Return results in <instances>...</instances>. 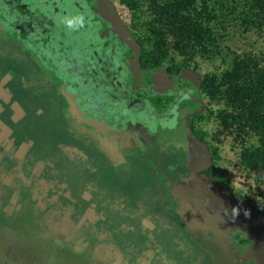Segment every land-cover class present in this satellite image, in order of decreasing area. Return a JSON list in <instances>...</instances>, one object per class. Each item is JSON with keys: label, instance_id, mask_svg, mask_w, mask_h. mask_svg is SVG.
I'll return each instance as SVG.
<instances>
[{"label": "rangeland", "instance_id": "374dc122", "mask_svg": "<svg viewBox=\"0 0 264 264\" xmlns=\"http://www.w3.org/2000/svg\"><path fill=\"white\" fill-rule=\"evenodd\" d=\"M103 1L124 34L134 44L141 66L140 54L143 47H149L147 30L154 16L150 0H139L140 5L136 10L128 8L121 0ZM211 6H214V2H211ZM211 13L220 19L212 24L217 34L215 35L217 45H211L206 54L200 51L191 61H186L179 52L171 50L168 59L156 69L162 73L181 75L193 82L197 105L189 116L190 126L204 136V139H197L195 134H191V139L205 156L204 170L210 172L212 169L214 172L210 173L207 179L238 206L233 209L232 216L241 232L250 230L244 224L246 217L253 220H251L253 225L259 222L264 233V217L259 213V209L264 211V179L260 181L259 174L247 172L240 163L243 145L256 144L257 139L253 136L237 135L233 130L219 133L222 128L216 113L227 106L226 102L213 100L200 88V81L206 74H221L229 67L235 54L263 50L264 35L255 31L246 32L243 25L231 24L233 16L230 12ZM228 13L230 15H227ZM221 19L228 21L224 24L226 31L222 30ZM0 29L4 32L9 31L10 35H16V29L11 27L3 26ZM22 40H27L25 35ZM13 42L0 36V73L6 72L13 76L11 85L17 89L28 115L21 122H18L20 112L9 115L5 109L8 100L4 96L5 93H1V87L5 84H0V264H137L139 259L149 261L142 264H157L159 257L156 258V255L152 257L155 239L161 243L157 246L159 250L162 249L165 254L170 253L171 242L166 230L161 227L157 229L158 232H152L150 228L154 225L151 226L148 222L142 225L133 223L125 215L118 217L119 215L107 210V214H104L111 219L100 218L99 211L107 206L113 207L109 199L106 201L104 197L97 200L93 207L90 206V196L87 202L79 203L80 193L90 179H87L79 165L69 162L67 155L58 146L63 141L68 143L74 140L72 134L67 133V125H71L74 118L73 115L72 118L67 117L69 120L66 121L62 118L60 109L54 105L57 102L62 104V99L56 92H47L38 79L41 76V79L43 78L40 69L47 70V74L51 71L52 86L61 85L65 88L72 75L83 80L84 74L80 70L67 69L68 67L58 59H51L54 55L48 54L44 44L38 46L25 41L24 46L20 40L18 42L25 50L21 52L22 48L18 47L20 45ZM12 46L16 48L15 50L20 49V52L16 54L17 51H13ZM26 53L39 59V62L36 64L28 62ZM163 88L167 93L171 92L169 89L171 87L165 86L161 89ZM33 89L38 100L31 97ZM146 96L154 97V91H150ZM80 99L79 101L82 100ZM76 100L77 97L70 96L67 109L70 107L74 109V105H78L74 110L81 112L85 119L83 123L91 119L97 126L104 124L107 128L111 127V131L121 128L127 132L128 128L131 129V123L112 118L114 116L112 112L105 109L108 101L93 102L90 105L91 109L86 110ZM14 107L17 110L21 108ZM80 121L82 120L78 119L75 122ZM9 128L13 129L15 134ZM153 130H146L143 127V131L150 136L155 135ZM89 137L95 139L90 133ZM141 139L144 143L147 142L145 138ZM152 145L156 146V150L161 151L162 155L171 153L168 144H163L165 149L160 143ZM183 147L180 149L184 152L180 155L183 156L184 153L185 156L186 148ZM90 150L87 148L86 151ZM215 150L218 154L217 159L214 157ZM91 151L98 156L94 148ZM140 160L142 161V158L133 161L130 169H117L113 174L114 180L108 184L110 187L113 186L110 188V195L113 188L117 187V192L119 191L122 197L129 195L128 198L133 202L139 199L137 210L141 216H136L134 222H137L139 217H146L150 211L160 210L156 198L158 192L150 191L153 187L151 162L141 163ZM152 161L155 165L159 159L156 161L154 158ZM91 180L93 181V178ZM257 180L261 183L259 186ZM129 199L124 201V210L130 207ZM240 211L241 216L238 214ZM203 220L202 227H210L208 218ZM219 224L217 222L215 227L218 228ZM244 245H241L242 251ZM263 245L262 242V247ZM133 247L138 249L135 252L139 255L122 259L121 250ZM245 258L247 259L246 255Z\"/></svg>", "mask_w": 264, "mask_h": 264}, {"label": "flooded vegetation", "instance_id": "af4514ba", "mask_svg": "<svg viewBox=\"0 0 264 264\" xmlns=\"http://www.w3.org/2000/svg\"><path fill=\"white\" fill-rule=\"evenodd\" d=\"M106 15L109 17V13H95L81 0H0V28L5 26L16 29V35H10L9 31L4 32L0 29L2 38L15 41L22 50L23 47L18 42L20 40L24 46L25 41L38 46L44 44L48 54L54 55L51 59H58L68 67L67 69L80 70L84 74L83 80L72 75L65 88L61 85L52 86L51 71L47 74V70L40 69L43 78L41 79V76L38 79L47 92H56L62 99V104L57 102L58 104L54 105L60 109L65 121L69 120L67 117L71 115L74 122L82 120L67 125V133L72 134L74 142L58 144L69 162L79 165L87 179H90L80 193L79 203L87 202L88 196L91 207L97 202L104 164H109L113 168L130 169L133 161L142 158L139 162H151L153 187L150 191L158 192L156 198L159 208L162 209L159 214L150 211L146 215L147 220H152L158 226L161 220H173L179 227V234L182 237L185 235L184 250L193 251L191 243L194 245L192 248L197 247L209 255L214 264H254L252 259L245 258L241 245L249 244L246 236H250L262 247V242L264 243L262 227L259 222L253 225V220L245 217L244 224L250 230L244 233L237 228V222L232 215L233 209L238 206L207 179L211 174L204 170L205 156L191 139V134L197 131L190 126L189 116L192 112L186 115L187 110L191 108L189 93L180 92L178 85L176 86L172 80H176L179 86L187 87L192 92L195 108L197 96L193 82L181 75L162 73L156 67L144 69L138 62L137 71L140 75L147 74L149 80L155 83V87H171L169 88L171 92L167 93L164 88H156L158 90H154V97L150 98L130 92L125 84L123 85L121 78L129 74V66L123 61L125 59L123 47L115 38L111 42L110 36L104 30L102 17ZM111 16L114 18L112 13ZM24 35L27 40H22ZM12 47L13 51H17L16 54L20 52V49L15 50L16 48ZM22 50L21 52H25ZM31 56L26 53L28 62L33 64L39 62V59ZM13 80L12 75L0 73V84H5L1 87V93L4 92L8 100L5 109L10 116L20 112L18 122H21L26 119L28 111L19 98L17 89L11 85ZM30 94L38 100L34 89ZM70 96L77 97L76 102H80L86 110L91 109L90 105L93 102L108 101L110 105L106 104L105 109L112 112L114 115L112 118L131 123V129L127 127V132L121 128L111 131V127L107 128L104 124L97 126L91 119L83 123L85 119L81 112L75 111L78 105H74L75 110L71 107L67 109ZM14 106L21 108L17 110ZM143 127L151 131L154 129L155 135L150 136L143 131ZM11 132L15 134L13 129ZM89 133L95 139L90 138ZM195 137L199 139L196 134ZM141 138H145L147 142L144 143ZM158 143L162 148L163 144H168L171 153L162 155L161 151L156 150V146L152 147V144ZM182 146L186 148L185 156L184 153L183 156L180 155L184 152L180 149ZM90 147L91 150L94 148L98 152V156L92 153ZM87 148L92 154L86 151ZM154 158L156 161L159 159L155 165L152 161ZM128 197L129 195L126 200ZM135 200L134 204H138L139 199ZM134 206V210L128 209L125 214L131 217L139 216L137 206ZM241 211L238 212L240 216ZM144 218L142 216V220ZM203 218H208L210 227H202ZM217 222L220 223L218 228L215 227ZM188 237L190 239H187Z\"/></svg>", "mask_w": 264, "mask_h": 264}, {"label": "trees", "instance_id": "16d2710c", "mask_svg": "<svg viewBox=\"0 0 264 264\" xmlns=\"http://www.w3.org/2000/svg\"><path fill=\"white\" fill-rule=\"evenodd\" d=\"M121 3L133 10L140 5L139 0H121ZM149 3L154 16L147 30L149 47H143L140 54V65L144 69L160 66L171 50L179 52L186 61L194 59L200 51L208 53L211 45H217L212 24L220 20L211 12H230L231 24L243 25L246 32L264 35V0H150ZM225 20L221 19L220 23L224 31L227 29L224 24L228 22ZM200 88L213 100L226 102L227 106L216 113L222 128L219 133L233 130L237 135L257 139L256 144L243 145L240 163L247 172L259 174L258 179L263 181L264 49L235 54L221 74H206L200 81ZM195 134L204 139L198 132ZM214 157L218 158L216 150ZM210 173L214 174L212 169ZM259 213L264 217L263 210L259 209Z\"/></svg>", "mask_w": 264, "mask_h": 264}, {"label": "crops", "instance_id": "0c3cea01", "mask_svg": "<svg viewBox=\"0 0 264 264\" xmlns=\"http://www.w3.org/2000/svg\"><path fill=\"white\" fill-rule=\"evenodd\" d=\"M24 116V115H23ZM69 141V140H68ZM64 142V141H63ZM103 169L101 170V175L102 178L100 180V192L98 193V200L102 197L106 198L108 201L109 199V203L113 206V207H105L103 210L99 211V214L101 215L100 218L103 219H108L110 218V216H106L104 213H106V210L111 212L112 214L115 213L117 215H119L118 217H122L123 215H125L128 219L132 220L133 223H139L142 225L145 223H150V225H154L152 226L150 229L153 231H157V229L162 227V229L166 230L169 235L168 237L170 238V253L165 254L164 251L162 249L159 250V248H157L158 245H160L161 243H158L157 239H155V241L153 242V245L155 247H153L152 251L154 254H152V257H154L156 255V258L159 257L157 259V264H214V262L210 259L209 255H207L205 252H202L201 250H199L197 247L192 248V246H194L193 244L190 243L191 245V250L193 249V251L188 250H184V242L183 239H185V235H183V237L179 234V227L176 223H174L173 220H161V222L159 223V226L157 224H155V222H152V220H147L146 217L144 218V220H142L141 217H139V220L137 222H134V220L136 219V216H130L128 214H125L126 211L128 210H124L125 207V202L126 200V196L122 197L121 195H119V191L117 192V187L113 188L112 194L110 195V188L113 186H109L108 184L114 180L113 178V174L115 173V171H117V169H120L119 167H111V165L109 164H104ZM123 169V168H122ZM108 172V173H107ZM109 178H111L109 180ZM115 186V185H114ZM149 192V191H148ZM124 199V200H123ZM102 200V199H101ZM100 200V201H101ZM133 200V199H132ZM105 201V202H106ZM103 202V201H101ZM114 202V203H112ZM130 200V210H134L135 206L134 205H138V204H134L136 202V200L133 202ZM102 206H105L103 203H101ZM134 206V207H132ZM161 208H163V206H161ZM137 209V207H136ZM162 209L154 211L155 213L157 212V214H159L161 212ZM107 214V213H106ZM111 219V218H110ZM143 221V222H142ZM113 223V222H111ZM122 225V224H121ZM165 226V227H164ZM115 227V226H113ZM144 229V228H143ZM158 232V231H157ZM187 236V235H186ZM187 239H190V237H188ZM138 249H127V250H121V255H122V259H125V257H132L133 256H137L139 255L137 251ZM168 255V256H167ZM212 257H214L213 255H211ZM153 260V259H152ZM151 260V261H152ZM145 262H149L148 260L144 259H139L137 264H142ZM162 262V263H161ZM217 264V263H215Z\"/></svg>", "mask_w": 264, "mask_h": 264}, {"label": "water", "instance_id": "95a60500", "mask_svg": "<svg viewBox=\"0 0 264 264\" xmlns=\"http://www.w3.org/2000/svg\"><path fill=\"white\" fill-rule=\"evenodd\" d=\"M82 1L88 4L95 13H109V17L108 15L102 17V21L104 22V30H106V32L110 36L111 42H113L112 39L115 38L116 41H118V43L121 45V47H123V56L125 58L123 61L126 62L129 66V74H127L128 76L123 73V75L125 76L121 77L123 80V85L125 84L130 92L135 93L136 95H143L145 97L146 94H148L150 91L153 92L156 88H161L155 87V83L149 80V76L147 74L140 75L137 71L139 62L138 52L134 47V44L131 42V40H129V38L120 28L118 22L114 18H112L110 10L107 8L106 3L103 0ZM172 81L176 86L178 85V89L180 90V92L185 91L189 93L191 108L187 110L186 115L193 112L195 99L192 92L187 87L179 86V83L176 80ZM246 239L250 244H248V246L247 244H245V248L243 250L247 259H252L255 264H264V248L261 247V244H259L254 238L249 236L246 237Z\"/></svg>", "mask_w": 264, "mask_h": 264}]
</instances>
